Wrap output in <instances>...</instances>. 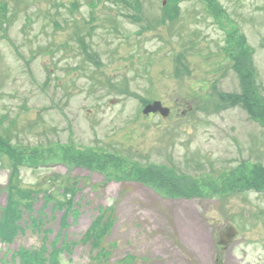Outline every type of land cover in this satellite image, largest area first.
I'll return each instance as SVG.
<instances>
[{
    "label": "rangeland",
    "instance_id": "374dc122",
    "mask_svg": "<svg viewBox=\"0 0 264 264\" xmlns=\"http://www.w3.org/2000/svg\"><path fill=\"white\" fill-rule=\"evenodd\" d=\"M169 1L174 19L168 0H0V136L19 156L0 144V222L9 182L19 205L36 197L24 234L0 237V264L69 242L54 262L99 264L81 240L100 212L114 219L104 264H264V185L230 188L264 167V125L219 96L242 90L239 53L264 96V0ZM150 101L171 115L146 116ZM165 165L192 197L141 181ZM229 226L239 236L222 249Z\"/></svg>",
    "mask_w": 264,
    "mask_h": 264
},
{
    "label": "trees",
    "instance_id": "16d2710c",
    "mask_svg": "<svg viewBox=\"0 0 264 264\" xmlns=\"http://www.w3.org/2000/svg\"><path fill=\"white\" fill-rule=\"evenodd\" d=\"M211 1V0H210ZM172 5V4H171ZM165 12H167V15H169L170 12V1L168 0V6L164 8ZM173 12V15H169L170 19H174L178 15V9L175 7L174 10H171ZM180 12V9H179ZM234 59V70L238 74V77L240 78L241 82V91L238 94H219L220 100L229 103L232 106H237V107H242L248 114L249 117H251L254 121H257L259 123L262 122L264 125V102H263V94L262 91L263 89L260 88L259 85H257V77L255 76V69L254 66L252 65V56H247L244 53H239L236 56H233ZM259 91L261 92V96H259ZM0 144H2V149L5 150V153L11 156H15V147L16 145H12L11 143H8L5 136L2 137L0 136ZM0 150V151H1ZM18 156V155H16ZM19 157V156H18ZM258 166V165H257ZM166 166L164 167H154L156 169L153 170H142V176L141 181L143 179H148L150 181H160L164 185H169L170 190L174 191L173 193H178V196L181 197H192L191 193H186L187 191H190L189 189L191 188L189 185L184 186V188L179 187V182H175L173 179H170L167 174H164L162 170H164ZM14 168V166H13ZM12 168V169H13ZM153 168V167H152ZM18 170V167L16 168ZM167 169V168H165ZM173 170V169H172ZM13 172V171H12ZM18 179H16L17 182ZM233 181V178L231 179ZM231 181V182H232ZM16 182H9L8 185V195H10V191L12 187H15L16 189L13 191V195L10 197L8 196L9 200L7 205L3 208L2 212V218L0 222V235L2 237V241H5L7 243H13V241L22 233H24L23 229L20 228L19 223L23 221V224L25 222V219L23 218L24 213L28 212L30 214L33 213L34 211V204L36 201L35 195L32 197H26L30 199L28 203L19 205L16 203V200H14L15 195L19 191H22L23 189H20L18 187ZM242 184L244 186L247 185L246 188H255L256 190H261L260 185H264V167H256L254 171V178L250 180L249 184L247 183V180L245 178H242L240 180H237L234 182L230 188H235L237 187L236 184ZM182 185L184 183L182 182ZM224 183L222 181H210L208 184H206V187H210L214 191H219L220 189H224ZM245 188V187H244ZM244 190V189H242ZM69 191L71 192L72 197L67 200L65 203H60V206L66 207L65 214L69 210L74 209V203L73 199L76 196L75 195V186L69 187ZM182 191V192H181ZM31 192V191H30ZM195 195V194H194ZM46 198V196H45ZM48 204V200L46 198V203L45 206ZM40 212V216H44L45 208ZM56 210V209H55ZM54 211V208H53ZM105 212H103L99 217L97 218L96 221L93 222V224L90 227V230L88 233H86L82 240L81 243L84 244H91V248L93 249L94 253H96V250L98 251L93 260L98 261L99 264H104L108 260V258L111 256V250L108 249L107 247H104V242L103 239L104 237L106 238L109 235L110 230L112 229V225L114 223V219H109V216L106 215L107 217L105 218ZM29 223L33 225L34 230H38L40 232L41 226L44 223L43 219L39 218H31ZM25 228V227H23ZM49 231L48 229L45 231L43 235V239H46V234H48ZM92 237V238H91ZM90 241V242H89ZM78 245L77 242L75 244H71L69 242L65 247H61L57 249L56 243H53L51 245V249L47 246L46 249L47 253H43L42 250H39L38 252H32L27 249H20L18 252H16V258L18 259L20 264H58L55 260V262L52 260V256H56L57 254H60L63 251L69 252L71 249L74 248V246Z\"/></svg>",
    "mask_w": 264,
    "mask_h": 264
},
{
    "label": "water",
    "instance_id": "95a60500",
    "mask_svg": "<svg viewBox=\"0 0 264 264\" xmlns=\"http://www.w3.org/2000/svg\"><path fill=\"white\" fill-rule=\"evenodd\" d=\"M151 112H159L160 114H163L165 116L169 115V109L164 107L163 104L160 102H155L153 105H151L145 110L146 114ZM237 234L238 232L234 227L229 228L227 232H222L219 244L229 245Z\"/></svg>",
    "mask_w": 264,
    "mask_h": 264
}]
</instances>
